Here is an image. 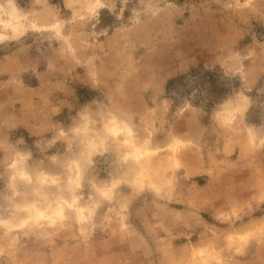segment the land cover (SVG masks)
Masks as SVG:
<instances>
[{
    "label": "rangeland",
    "instance_id": "obj_1",
    "mask_svg": "<svg viewBox=\"0 0 264 264\" xmlns=\"http://www.w3.org/2000/svg\"><path fill=\"white\" fill-rule=\"evenodd\" d=\"M0 33V264H264V0H0Z\"/></svg>",
    "mask_w": 264,
    "mask_h": 264
},
{
    "label": "clouds",
    "instance_id": "obj_2",
    "mask_svg": "<svg viewBox=\"0 0 264 264\" xmlns=\"http://www.w3.org/2000/svg\"><path fill=\"white\" fill-rule=\"evenodd\" d=\"M11 6V5H9ZM13 19H18L17 17L13 16ZM14 37H9L8 35L4 33H0V40H7ZM230 122V120H229ZM24 157L22 155H18L17 158H14L9 165L11 169L14 170L13 176L11 177L12 180L21 179V180H28L29 177L23 172L22 168L20 167ZM54 182V181H53ZM80 185L79 183H76V187L78 188ZM13 196L17 195L15 190L13 189ZM101 195L104 198H110L109 192H102ZM64 208H67L75 213L76 222L79 225H85L88 224L92 219V210L84 207H78L77 206V200L74 198L70 202L65 201L63 202V206H58L57 210L49 215H43V214H37L36 216L29 217L28 219L23 220L21 223L17 224L15 227L17 228H23L27 226L30 222L31 223H38L40 220H46L50 226L61 224L63 226V221L66 219ZM81 234H85V229L81 227L80 229Z\"/></svg>",
    "mask_w": 264,
    "mask_h": 264
},
{
    "label": "trees",
    "instance_id": "obj_3",
    "mask_svg": "<svg viewBox=\"0 0 264 264\" xmlns=\"http://www.w3.org/2000/svg\"><path fill=\"white\" fill-rule=\"evenodd\" d=\"M183 76H178V77H176V78H174V79H170V80H168V82H167V88H169L170 87V85L172 84V83H174V81L175 80H177V79H181Z\"/></svg>",
    "mask_w": 264,
    "mask_h": 264
}]
</instances>
